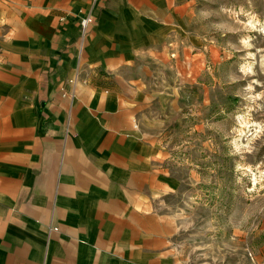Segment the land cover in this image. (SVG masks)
<instances>
[{"label": "crops", "instance_id": "crops-1", "mask_svg": "<svg viewBox=\"0 0 264 264\" xmlns=\"http://www.w3.org/2000/svg\"><path fill=\"white\" fill-rule=\"evenodd\" d=\"M21 1L0 0V264H182L161 213L181 184L161 129L183 79V5Z\"/></svg>", "mask_w": 264, "mask_h": 264}, {"label": "rangeland", "instance_id": "rangeland-1", "mask_svg": "<svg viewBox=\"0 0 264 264\" xmlns=\"http://www.w3.org/2000/svg\"><path fill=\"white\" fill-rule=\"evenodd\" d=\"M179 5L188 80L161 143L181 184L161 213L182 264H264V0Z\"/></svg>", "mask_w": 264, "mask_h": 264}, {"label": "built area", "instance_id": "built-area-1", "mask_svg": "<svg viewBox=\"0 0 264 264\" xmlns=\"http://www.w3.org/2000/svg\"><path fill=\"white\" fill-rule=\"evenodd\" d=\"M94 16L92 15V12L89 11L86 13L83 17H81L79 25H80V41H79V49L78 54L79 56L83 53L85 43H86V37L89 28L91 27L93 23ZM82 82V79H80L79 74L77 71L73 74L72 77H69L66 79L63 86H61V96L64 98H68L70 101H73L76 95V89L79 83ZM58 227L51 226L49 227V233L52 231H57Z\"/></svg>", "mask_w": 264, "mask_h": 264}]
</instances>
